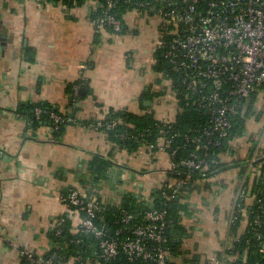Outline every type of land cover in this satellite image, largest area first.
Masks as SVG:
<instances>
[{
    "label": "crops",
    "instance_id": "1",
    "mask_svg": "<svg viewBox=\"0 0 264 264\" xmlns=\"http://www.w3.org/2000/svg\"><path fill=\"white\" fill-rule=\"evenodd\" d=\"M96 5L93 0L70 8L47 0H0V264H23V251L38 256L48 251V232L58 217H72L59 195L83 186L80 179L94 156L113 163L110 178L99 183L98 195L106 203L119 201L124 191L145 197L168 177L170 157L162 141L155 152L141 146L129 153L113 148L105 131L90 126L107 118L109 108L135 113L149 108L157 118L175 115L169 78L155 69L157 18L130 10L126 31L111 39L91 21ZM81 76V97L70 102L67 86ZM143 91L150 97L141 98ZM41 101L69 114L58 137L45 122L30 125L19 110ZM245 135L233 141V153L221 154V161L243 164L264 150L263 129L244 148ZM232 165L196 180L181 199L190 207L181 217L191 231L184 247L196 246L202 256L214 252L228 233L242 181L241 167Z\"/></svg>",
    "mask_w": 264,
    "mask_h": 264
},
{
    "label": "built area",
    "instance_id": "2",
    "mask_svg": "<svg viewBox=\"0 0 264 264\" xmlns=\"http://www.w3.org/2000/svg\"><path fill=\"white\" fill-rule=\"evenodd\" d=\"M115 1L106 0L101 16L92 20L96 28L110 27L114 33L121 31L123 23L114 11ZM132 5V10L153 15L158 20L155 47L162 51L170 71L177 77V86L172 88L171 84L174 103L176 95L181 93V87L190 103L206 116V126L184 134L185 142L194 144L195 149L179 162L190 169H203L206 159L200 156L197 149L207 148L212 138H215V145H220L221 139L231 129L233 117L239 109L244 108L245 101L254 93L264 97V0H137ZM83 80L81 76L79 82L73 85V95L77 94ZM169 81L172 83L170 78ZM34 112L39 115L42 109L36 107ZM49 116L55 127L63 120L54 111ZM158 119L164 124L171 122L165 116ZM118 122L125 124L127 121L122 118L106 122L96 119L90 126L101 130L102 126L113 127ZM159 140L167 144L171 141L163 135ZM175 152L176 149H173L168 153L169 170H175L178 166L173 161ZM253 159L249 161V166ZM189 179L190 174H185L163 182L160 187L166 197L174 198ZM242 181L236 200L245 195ZM99 198L97 193L86 192L82 187H74L68 194L60 193L59 199L71 208L75 220V223L72 220L73 232L91 233L98 240L99 254L96 258L87 259L75 256L66 262L58 261L59 264H106L118 254H124L130 261H142L143 264H171L172 260L177 259L169 255L165 246L164 210L149 209L141 220L135 214L122 210L120 222L123 227L116 232L123 235L115 238L106 235L104 225L94 222L102 203ZM236 200L227 219L228 228L239 211L244 212V208L237 209ZM63 220L62 215L59 216L56 225ZM254 223L260 225L257 217ZM56 232L59 233L60 229ZM238 239L237 234L228 230L220 246L204 255L202 261L205 264H238L236 262L241 261L242 257L238 259L239 253L233 249ZM253 239L257 241V251L264 253L262 232L256 230ZM23 256L32 259L34 253L23 251ZM54 258L56 253H52L44 262L50 264Z\"/></svg>",
    "mask_w": 264,
    "mask_h": 264
},
{
    "label": "trees",
    "instance_id": "3",
    "mask_svg": "<svg viewBox=\"0 0 264 264\" xmlns=\"http://www.w3.org/2000/svg\"><path fill=\"white\" fill-rule=\"evenodd\" d=\"M52 3H62L66 7L79 6L87 0H47ZM97 2L96 7L91 10V21L101 16L102 9L106 0H93ZM137 0H116L114 11L123 23L121 31H126L125 14L132 10V2ZM154 2V0H147ZM111 30L110 27H106ZM157 63L155 69L161 71L172 80V88L177 86V77L170 71L168 64L160 49L156 52ZM68 84L67 90L70 96V102L78 100L81 96L79 90L76 95H73V85ZM84 95L87 93L85 84L81 86ZM181 93L176 95L175 115L170 123H162L155 115L154 111L146 108L143 113H135L125 108L108 109L107 118H103V122L109 119L122 118L126 123H117L113 127H101L105 131L108 140L113 144V148L125 149L131 153L138 150L141 146H148L150 150L155 152L160 148L159 137L164 136L170 138V143L162 141L163 148L166 152H171L176 149L173 156V161L178 163L175 170H168V177L163 181H168L171 178L182 177L185 174H190V179L187 185L181 189V192L174 198H168L164 195L163 189L154 187L150 189L147 196H141L133 191H124L119 201L106 203L102 201L100 208L96 212L94 222L98 225H104L107 236L120 238L123 234L117 233L118 228L123 227L120 219L122 210H126L136 215L138 220H141L144 213L149 209H162L165 211L166 226L163 230L167 241L165 246L169 251V255L177 257L176 260H170L171 264H205L202 261V255L195 247L187 248L183 246V242L191 236V231L182 223L181 217L188 214L190 207L181 199L187 196V193L196 186V180L205 179L211 174L224 170L227 166H240V175L242 186L245 189L244 197H238L236 207L244 208V212L239 211L237 217L230 223L229 232L237 234L239 239L234 242V251L239 253L238 264H264V253L257 251V241L253 239V233L257 230L262 232L264 237V150H259L254 157L251 165L249 161L243 164L240 161H231L232 164L221 161L220 156L223 153H233V141L246 134L247 121L249 119V111L251 110L252 102L261 96L254 93L245 101V106L239 109L238 114L232 119V126L228 135L221 139L220 145H215V138L208 144L207 148H199L197 152L200 156L206 159L203 169H190L187 166L179 164L180 160L189 156L190 152L195 149L194 144L185 142L184 134L190 131L206 126V116L196 106L190 103L186 97L184 90L179 87ZM150 97L148 91H143L141 98ZM72 105V103H70ZM40 107L42 112L36 115L34 110ZM19 110L27 117L30 125L38 126L42 122L50 125L52 133L57 137L62 133L65 124L68 122V113H63L58 106L41 101L36 103H24L20 105ZM59 113L63 120L55 127L50 112ZM96 120L90 121V123ZM126 134V135H124ZM124 135V136H123ZM112 161L101 157L94 156L88 165V173L80 179L82 188L86 192H95L98 195L99 183L105 182L110 178L109 171L112 167ZM248 166V167H247ZM179 172V174H177ZM75 186H71L62 193L68 194ZM99 196V195H98ZM250 199V202L246 199ZM100 199V198H99ZM63 221L59 225L53 226L48 232L49 245L48 251L38 256L34 254L32 259L25 256L22 257L23 264H46L44 260L52 253H56V258L50 264H59L58 261L66 262L71 257H87L98 256V240L91 233L73 232L72 217L62 215ZM258 218L260 225L254 223V219ZM244 224V227L242 228ZM60 229L57 233L56 230ZM242 229V231H241ZM243 254V256H242ZM143 264L142 261H130L124 254H118L115 258L106 262V264Z\"/></svg>",
    "mask_w": 264,
    "mask_h": 264
},
{
    "label": "rangeland",
    "instance_id": "4",
    "mask_svg": "<svg viewBox=\"0 0 264 264\" xmlns=\"http://www.w3.org/2000/svg\"><path fill=\"white\" fill-rule=\"evenodd\" d=\"M100 31H104V33H107L111 39H115L116 35H119L118 33H114L111 30H108L106 27H102ZM120 45L121 47L125 45V41ZM140 50L141 46L140 44H137V48L134 50V58L138 62L142 59V54ZM134 67L139 68V66H137L136 64H134ZM252 103L253 104L251 106V110L249 111V119L247 121V134L245 135L247 139L242 138V144L244 148L248 140L254 139L255 136L258 137L261 134V131L264 127V97L259 96Z\"/></svg>",
    "mask_w": 264,
    "mask_h": 264
},
{
    "label": "flooded vegetation",
    "instance_id": "5",
    "mask_svg": "<svg viewBox=\"0 0 264 264\" xmlns=\"http://www.w3.org/2000/svg\"><path fill=\"white\" fill-rule=\"evenodd\" d=\"M157 50H158V48L155 47V51H156V52H157ZM170 84H171V82H170ZM186 242H187V240H185V241L183 242V246L186 244Z\"/></svg>",
    "mask_w": 264,
    "mask_h": 264
}]
</instances>
